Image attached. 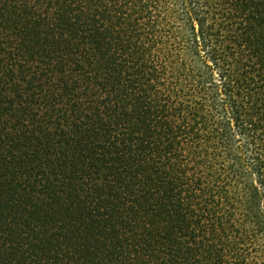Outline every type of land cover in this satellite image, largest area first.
I'll list each match as a JSON object with an SVG mask.
<instances>
[{
	"label": "trees",
	"instance_id": "obj_1",
	"mask_svg": "<svg viewBox=\"0 0 264 264\" xmlns=\"http://www.w3.org/2000/svg\"><path fill=\"white\" fill-rule=\"evenodd\" d=\"M0 264H264V0H0Z\"/></svg>",
	"mask_w": 264,
	"mask_h": 264
}]
</instances>
